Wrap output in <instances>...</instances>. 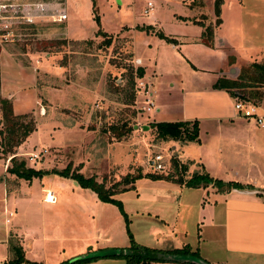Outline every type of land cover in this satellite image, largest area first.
Here are the masks:
<instances>
[{"label":"rangeland","instance_id":"1","mask_svg":"<svg viewBox=\"0 0 264 264\" xmlns=\"http://www.w3.org/2000/svg\"><path fill=\"white\" fill-rule=\"evenodd\" d=\"M20 1L61 9L66 21L58 24L44 18L30 26L20 25L14 29L10 42H0V53H5L16 70L23 73L20 77L14 75V82L12 74L4 75L3 92L11 89V111L28 115L35 124V131L25 143L15 148V156L24 161L26 168L41 171L37 177L18 178L2 170L7 159L0 158V241L5 240L2 236L7 232L17 231L32 245L29 259L38 264H61L118 251L123 254L130 246L129 235L134 244L148 249L165 251L186 246L190 252L198 248L196 252L201 255L204 249L223 260L216 232L214 242L198 241L202 217L204 225L210 223L209 211L216 217L210 205L199 210L206 205V196L201 198L199 192L206 186L198 187L202 189L199 191L186 187L184 183L190 178L186 170L181 174L182 183L175 181L178 173L172 169V159L178 166H185L176 154L178 144L156 139L147 119L176 120L183 93L205 90L214 70L221 68L231 73L233 68L229 75L233 80L241 67L264 61V0H220L218 15L214 12L215 0ZM147 2L152 7L145 16L142 10ZM207 27L212 43L222 40L233 44L231 52L224 48L219 49L220 54L217 52L222 62L217 55L215 59L198 57L196 63L191 57L198 53L181 46L196 38L204 45L201 39ZM98 32L112 38L109 47L99 46L102 38L96 36ZM122 37L130 38L132 53L143 64L140 80L151 83L154 91L149 113L135 110L137 79L130 86L124 68L129 63L136 66L130 44ZM239 92L247 102L254 105L257 101L250 96L252 91ZM123 124L131 131L116 138L115 133L125 128ZM142 126L148 129L143 131ZM36 151L41 153L39 162H29L27 155ZM167 152L171 154L170 171H145L148 156ZM65 169L78 170L84 178L92 177L105 188L126 174L139 172L141 177L133 182L132 189L113 196L121 205L120 212L117 206L100 202L90 189L62 176ZM166 175L172 179L166 180ZM168 186L179 191L178 204L141 201L153 189ZM41 188L52 190L57 204L41 202ZM2 189L8 200L5 208L13 212L8 224H4ZM169 235L171 240L166 239ZM5 256V244L0 242V264H5ZM182 258L196 261L190 254ZM82 264L126 263L120 257Z\"/></svg>","mask_w":264,"mask_h":264},{"label":"crops","instance_id":"2","mask_svg":"<svg viewBox=\"0 0 264 264\" xmlns=\"http://www.w3.org/2000/svg\"><path fill=\"white\" fill-rule=\"evenodd\" d=\"M61 35L63 36V34ZM122 39L128 40L133 62L136 67L143 70L144 75L142 62L132 53L130 38L122 37ZM181 46L191 48L192 51L198 53L191 57L196 63H198V57L201 56L204 59H215L219 49L224 48L227 52L233 50L232 43L219 40L217 44L213 42L210 47H207L200 43L199 38L187 41L185 45ZM219 56L221 58V55ZM220 62H222V58ZM228 68H230V64L226 66V69ZM230 71L232 73L233 68ZM5 73L13 75L11 77L13 82L14 75L15 77L23 76V73L16 70V65L11 59L2 52L0 53V97L8 100L11 89L3 92ZM231 73L219 68L212 71L213 78L205 90H186L183 93L181 106L176 111V120L167 122L197 121L198 142L194 144L192 142L182 144L176 142L178 144L176 154L178 160L187 167L185 172L187 178L193 173H204L212 181L236 183L241 186V189H230L225 192H217L210 182L203 191H199L202 190L200 188H192L201 192V198L202 195L206 196V205L199 207V210L210 205L216 214L215 217L212 215V211H209L208 219L210 220L208 221L210 223L206 225H204L205 220L202 217L199 224L200 228H198L200 230L197 235L199 236L198 241L204 244L212 243L215 240L216 232L221 241V256L224 257L223 260H220V256H212L209 251H204V249L203 254L199 255L196 252L198 251L197 248L196 251H191L197 254L196 261L203 264H246V261L262 264L264 263V127H257L252 121L235 117L232 109L233 99L224 90H214L212 88L218 78L229 79ZM148 86L152 96L154 91L151 83ZM262 90L263 88L261 89V92H263L261 98L255 102L254 106L257 113L264 116V90ZM156 112L159 113V110H156ZM147 120L150 123H157L153 120ZM8 159L3 162L2 170L6 169ZM44 190L45 188H41L42 193ZM145 197L146 199L141 201L146 202L147 200V204H156L159 200L162 203L173 202L178 204L179 191L175 190L173 186H168L165 189H153ZM1 200L3 203L4 224H8L9 222L6 223L5 220L8 219L9 221L13 216V212L5 208L8 200L7 197L5 199L4 189H2ZM55 204H57V196ZM7 212L12 213L11 217L6 215ZM10 234L19 239L24 259L34 262L29 259L32 245L24 240L17 231H11L2 236V239L5 240L0 241L3 245L5 244L7 251V256L3 258L4 263L6 264L9 259L6 241ZM156 237L160 238L161 235L157 233ZM166 239L171 240V236H167ZM212 250L217 249L213 248ZM178 260L180 262L172 264H195L190 259L178 258Z\"/></svg>","mask_w":264,"mask_h":264},{"label":"trees","instance_id":"3","mask_svg":"<svg viewBox=\"0 0 264 264\" xmlns=\"http://www.w3.org/2000/svg\"><path fill=\"white\" fill-rule=\"evenodd\" d=\"M220 0H215V14L218 15ZM218 22V21H216ZM27 26V25H26ZM30 26V25H29ZM102 38L100 45L102 47H109L111 44V37L106 34L98 32L96 36ZM202 43L210 47L212 45L211 31L207 27L202 34ZM62 42H64L62 40ZM71 43H77L78 41H70ZM264 54V50H263ZM124 69L127 72V77L132 86L133 79H141L143 76V70L140 67H132L131 63ZM239 74L235 79L218 78L212 85L214 90H224L232 99L243 98V93L239 91L249 90L251 97H255L257 100L261 98L260 89L264 86V61L262 63H250L246 68L241 67ZM257 90H259L257 92ZM240 98V99H241ZM246 101V100H245ZM248 101V100H247ZM0 158L4 160L8 159V166L5 171L9 174H13L18 178L29 179L30 177H37L41 174V171L31 170L25 167V163L22 159H18L15 156V148L20 146L27 137L35 131V124L28 115H14L11 111L10 102L7 99L0 98ZM122 132H117L116 138L125 136L131 131V127H127L123 124ZM149 129H152L155 134V138L160 141L171 140L178 143L197 142L198 124L196 120L193 121H180V122H157L150 123ZM116 132V129L114 130ZM171 166L174 172L178 173V177L175 180L178 184L182 183L181 174L186 170V166H178L177 162L172 159ZM62 176L72 179L75 184L81 188L90 189L96 196V198L103 203H110L119 209L121 212V205L119 201L113 198L114 195L123 191L133 188V182L141 177V174L137 172L135 175H125L120 181L111 185V187L105 188L103 183H97L92 177L84 178L78 173V170L69 172L65 169L62 172ZM150 179H160L159 176L145 175ZM166 180H171L169 175L164 177ZM174 181V180H173ZM212 183L214 188L218 192H225L230 189H241V186L236 183H221L220 181H212L204 173H193L190 178L185 181V186L189 188L204 187L208 183ZM119 187V188H118ZM130 246L122 254L121 251L110 252L107 254L95 256L92 258H75L71 261H65L61 264H82L94 259L102 258H120L125 259L126 264H150V263H164V262H180L178 258H182L186 255H191L197 258L195 252H190L186 246L180 249H173L169 251L148 249L145 247L134 244L130 238ZM7 250L9 253V259L6 264H38L35 262H29L24 259L22 247L19 239L15 235H9L6 241Z\"/></svg>","mask_w":264,"mask_h":264},{"label":"built area","instance_id":"4","mask_svg":"<svg viewBox=\"0 0 264 264\" xmlns=\"http://www.w3.org/2000/svg\"><path fill=\"white\" fill-rule=\"evenodd\" d=\"M18 1L0 0V42H10L11 36H14V29L20 25L35 24L36 20H43L44 18H48L58 24L66 20V15L61 9L55 7L49 8L48 4L45 3ZM151 7L152 4L147 2L142 10L143 15H148L151 12ZM135 82V110L140 114L149 113L153 108L149 86L140 79L135 80ZM138 104L141 106H137ZM232 109L235 117L252 121L257 127H264V116L257 113L256 107L253 104L243 99L235 98L233 99ZM40 158L41 153L39 151L27 155V160L32 163L39 162ZM170 161L171 154L168 152L165 154H152L145 160V171L150 174L165 173L170 171ZM42 202L50 205L55 204V193L50 189H45L43 191ZM6 215L11 217L12 213L7 212ZM5 222H9L8 219Z\"/></svg>","mask_w":264,"mask_h":264},{"label":"water","instance_id":"5","mask_svg":"<svg viewBox=\"0 0 264 264\" xmlns=\"http://www.w3.org/2000/svg\"><path fill=\"white\" fill-rule=\"evenodd\" d=\"M136 128V127H135ZM143 131H146L147 129H148V127L147 126H142V128H141ZM193 262H195V264H203V263H200V262H197V261H193Z\"/></svg>","mask_w":264,"mask_h":264}]
</instances>
